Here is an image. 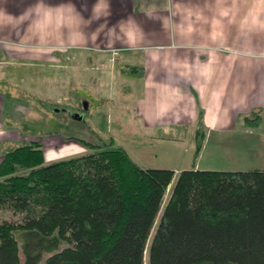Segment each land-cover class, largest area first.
I'll use <instances>...</instances> for the list:
<instances>
[{
  "label": "trees",
  "instance_id": "1",
  "mask_svg": "<svg viewBox=\"0 0 264 264\" xmlns=\"http://www.w3.org/2000/svg\"><path fill=\"white\" fill-rule=\"evenodd\" d=\"M87 145L48 164L39 141L4 153L0 264H264V169L174 176Z\"/></svg>",
  "mask_w": 264,
  "mask_h": 264
},
{
  "label": "crops",
  "instance_id": "2",
  "mask_svg": "<svg viewBox=\"0 0 264 264\" xmlns=\"http://www.w3.org/2000/svg\"><path fill=\"white\" fill-rule=\"evenodd\" d=\"M1 38L61 43L70 64V52L85 54L89 66L112 59L132 83L139 138L210 131L223 122L244 130L254 125L244 116L264 114V0H0ZM60 140V152L78 154L77 142Z\"/></svg>",
  "mask_w": 264,
  "mask_h": 264
},
{
  "label": "rangeland",
  "instance_id": "3",
  "mask_svg": "<svg viewBox=\"0 0 264 264\" xmlns=\"http://www.w3.org/2000/svg\"><path fill=\"white\" fill-rule=\"evenodd\" d=\"M68 50L61 43L33 46L0 39V84H4L1 89L9 110L5 109L3 118L10 126L6 130L0 126L4 131L0 141L9 142L0 148V163L5 152L39 141L42 150L48 152L46 164L84 154L90 151L88 143H110L124 148L131 159L142 164H138L140 167L169 168L174 176L189 167L264 169V114L250 121L254 125L244 130L232 132L233 125L223 122L215 131L197 129L188 134L139 138L132 121L130 80L116 69L112 59L89 66L82 61L85 54L70 52V64L64 55ZM60 138L77 142L78 154L60 152Z\"/></svg>",
  "mask_w": 264,
  "mask_h": 264
},
{
  "label": "water",
  "instance_id": "4",
  "mask_svg": "<svg viewBox=\"0 0 264 264\" xmlns=\"http://www.w3.org/2000/svg\"><path fill=\"white\" fill-rule=\"evenodd\" d=\"M84 107H86V105L84 104Z\"/></svg>",
  "mask_w": 264,
  "mask_h": 264
}]
</instances>
